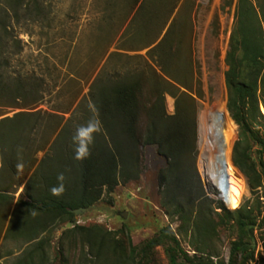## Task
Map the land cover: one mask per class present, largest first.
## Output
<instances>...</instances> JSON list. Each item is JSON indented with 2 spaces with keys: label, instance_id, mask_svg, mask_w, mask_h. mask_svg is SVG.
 Returning a JSON list of instances; mask_svg holds the SVG:
<instances>
[{
  "label": "trees",
  "instance_id": "1",
  "mask_svg": "<svg viewBox=\"0 0 264 264\" xmlns=\"http://www.w3.org/2000/svg\"><path fill=\"white\" fill-rule=\"evenodd\" d=\"M179 1L128 0L122 3L123 21L118 31L127 23L120 36L124 42L121 48L138 51L150 47L147 55L153 63L146 61V67L142 69L101 71L91 83L89 98L80 101L65 122L63 116L50 114L56 121L49 126V133L43 131L44 140L38 138L37 141L45 113L34 110L33 106L43 98L42 83L31 75H8L7 66L12 43H17L15 52L22 48L21 39L12 33L13 21L19 22L22 18L42 20L46 17L45 8L41 0H0V111L2 107L20 109L12 116L0 118V206L9 208L14 203V193L22 185L25 175H29L16 206L37 211L46 217V221H74L73 210L90 208L104 188L112 191L122 181L137 180L146 158L144 149L154 147L158 157L164 160L158 170V181L163 187V203L168 212L179 214L185 221L190 220L196 209V221L203 219L204 214L213 213V207L205 211V193L195 167L197 101L192 93L191 49L188 47V54L182 52L188 39L182 33L181 16L176 15L171 20ZM223 7H234L235 17L225 71L231 124L237 129L235 121L240 128L239 138L233 146L232 162L237 175L244 178V174L253 188L257 187L254 181L257 170L251 157L250 141H260V138L252 122L257 116L264 117L259 97V90L264 91V4H256L254 0H223ZM121 55L126 53L116 51L110 56ZM148 92L150 97L146 96ZM167 93L175 97L173 114L167 113ZM90 103L95 106V112L90 109ZM142 115L146 122L140 130ZM92 118L99 119L101 130L94 134L90 155L77 160L72 137L78 126ZM54 133L55 138L39 159L37 153L46 148ZM17 163H23L22 171L17 170ZM261 164L264 177V163ZM60 173L65 176V191L57 197L50 189L59 184L57 176ZM217 184L226 200L236 199L241 186L235 172L230 179H224L220 171ZM217 205L226 214L235 212L239 230L238 238L231 245L228 264H234L239 255L245 262L254 259L255 229L258 224H264V219L258 223L254 206L249 201L233 212L218 199ZM75 228L88 243L91 254L99 256L104 240L107 237L111 240L112 231L84 225H75ZM165 236L169 241L171 263L185 264V259L190 256L180 247L176 235L165 233ZM128 242L133 254L136 248L130 236ZM197 264L224 263L200 259Z\"/></svg>",
  "mask_w": 264,
  "mask_h": 264
},
{
  "label": "rangeland",
  "instance_id": "2",
  "mask_svg": "<svg viewBox=\"0 0 264 264\" xmlns=\"http://www.w3.org/2000/svg\"><path fill=\"white\" fill-rule=\"evenodd\" d=\"M41 1L45 8L44 19L13 21L12 33L21 39L22 48L15 52L17 43H12L7 66L8 75H31L42 83L43 98L33 106L34 110L45 113L37 141L44 138L43 131L48 130L49 133V126L56 121L50 114L63 116L65 122L78 103L89 98L91 83L101 71L142 69L146 67V61L153 63L147 55L150 47L138 51L121 48L124 42L120 36L127 23L118 31L123 21L121 4L128 0ZM254 2L264 4V0ZM114 3L120 5L113 6ZM176 15L181 16L182 33L188 39L182 52L188 54L189 47L193 59L192 93L197 101L198 149L195 167L205 193V211L213 207V213L204 214L203 219L196 221V209L189 214L190 220L185 221L179 214L168 212L163 203V187L158 181V170L164 165V160L158 157L154 147L144 149L146 158L137 180L122 181L112 191L104 188L97 202L75 214L74 221L50 222L37 211L17 207L15 202L22 195L29 177L24 172L22 185L14 193V203L9 208L0 206V264H172L165 233L175 234L180 247L190 256L185 259V264H197L200 259L228 264L232 242L239 236L233 211L249 201L254 206L258 223L264 219L261 164L264 163V117L257 116L252 122L260 141H250L251 157L257 170L254 175L257 187L252 188L242 172L244 178L239 177L232 162L233 146L239 138L240 128L233 119L237 129L231 124L225 71L235 21L234 7L224 8L223 0H180L171 20ZM116 51L129 56L111 57V53ZM166 78L172 81L170 77ZM259 95L264 116V91L260 89ZM146 96L150 97V93ZM166 109L168 114L175 112V97L169 93L166 94ZM19 110L2 107L0 118L12 116ZM220 110L226 112L227 124L219 138L212 129L211 114ZM145 120V115H142L140 130L144 128ZM55 135L51 136L46 148L37 153L39 159ZM220 171L224 179H230L234 172L239 179L241 187L235 200H226L219 188L217 175ZM217 199L233 214H226L217 205ZM75 225L112 231L111 240L108 237L104 240L99 256L89 252L88 243L79 230L74 229ZM255 235L254 259L245 262L239 255L234 264H264V224L256 226ZM128 236L136 248L133 254Z\"/></svg>",
  "mask_w": 264,
  "mask_h": 264
},
{
  "label": "clouds",
  "instance_id": "3",
  "mask_svg": "<svg viewBox=\"0 0 264 264\" xmlns=\"http://www.w3.org/2000/svg\"><path fill=\"white\" fill-rule=\"evenodd\" d=\"M90 109L93 112L96 111L95 106L93 104H89ZM101 130V122L99 119L92 118L85 125H80L76 129L75 134L72 137V142L75 145L74 153L75 159L83 160L90 155V145H92L94 140V134L100 132ZM16 168L18 171H22L24 168L23 163H17ZM57 180L59 184L57 186H53L50 189V192L53 196L59 197L65 191V186L63 181L65 180V176L63 173H60L57 176Z\"/></svg>",
  "mask_w": 264,
  "mask_h": 264
},
{
  "label": "bare ground",
  "instance_id": "4",
  "mask_svg": "<svg viewBox=\"0 0 264 264\" xmlns=\"http://www.w3.org/2000/svg\"><path fill=\"white\" fill-rule=\"evenodd\" d=\"M211 123H212V129H213L214 133L219 138H220V136L222 137L223 126L227 124L226 112L223 110L213 111V113L211 114Z\"/></svg>",
  "mask_w": 264,
  "mask_h": 264
},
{
  "label": "water",
  "instance_id": "5",
  "mask_svg": "<svg viewBox=\"0 0 264 264\" xmlns=\"http://www.w3.org/2000/svg\"><path fill=\"white\" fill-rule=\"evenodd\" d=\"M83 210H86V207L77 208V209H74L73 211H74L75 214H79Z\"/></svg>",
  "mask_w": 264,
  "mask_h": 264
}]
</instances>
